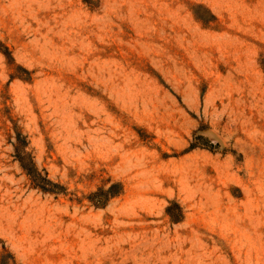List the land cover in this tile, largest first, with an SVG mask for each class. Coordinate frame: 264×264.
Returning a JSON list of instances; mask_svg holds the SVG:
<instances>
[{"label": "rangeland", "instance_id": "374dc122", "mask_svg": "<svg viewBox=\"0 0 264 264\" xmlns=\"http://www.w3.org/2000/svg\"><path fill=\"white\" fill-rule=\"evenodd\" d=\"M0 264H264V0H0Z\"/></svg>", "mask_w": 264, "mask_h": 264}]
</instances>
